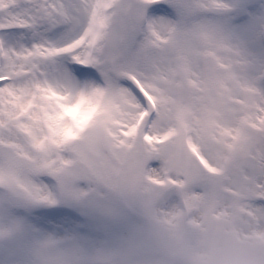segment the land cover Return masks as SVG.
<instances>
[{
  "label": "snow or ice",
  "instance_id": "obj_1",
  "mask_svg": "<svg viewBox=\"0 0 264 264\" xmlns=\"http://www.w3.org/2000/svg\"><path fill=\"white\" fill-rule=\"evenodd\" d=\"M0 264H264V0H0Z\"/></svg>",
  "mask_w": 264,
  "mask_h": 264
}]
</instances>
